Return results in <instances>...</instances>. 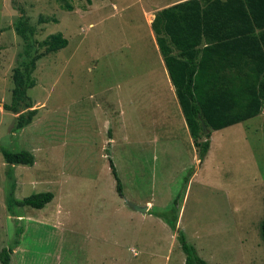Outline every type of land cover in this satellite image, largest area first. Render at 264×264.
<instances>
[{
	"label": "rangeland",
	"instance_id": "1",
	"mask_svg": "<svg viewBox=\"0 0 264 264\" xmlns=\"http://www.w3.org/2000/svg\"><path fill=\"white\" fill-rule=\"evenodd\" d=\"M169 1L0 0V147L33 155L11 168L0 155V250L12 249L10 264H183L178 230L207 264H264L263 115L210 132L198 163L150 28ZM20 15L36 43L60 34L66 45L36 61L26 92L36 115L12 132L21 111L2 105L23 48ZM9 183L15 200L52 199L8 211ZM176 195L171 231L151 214Z\"/></svg>",
	"mask_w": 264,
	"mask_h": 264
},
{
	"label": "trees",
	"instance_id": "2",
	"mask_svg": "<svg viewBox=\"0 0 264 264\" xmlns=\"http://www.w3.org/2000/svg\"><path fill=\"white\" fill-rule=\"evenodd\" d=\"M150 28L201 163L209 147L210 132L260 112L264 114V0H186L156 12ZM13 30L23 48L11 72L9 103L3 104L2 109L12 114L21 111L11 128L17 132L29 125L37 112L31 109L26 94L34 86L32 73L36 61L65 47L66 40L53 34L36 43L34 29L22 15L16 19ZM200 122L206 134L202 133ZM0 155L10 168L33 164V155L27 151L13 152L0 147ZM108 167L121 196L120 182L110 159ZM13 188L9 183L5 199L8 211L12 206L39 210L52 199L51 193L44 192L15 200ZM178 197L172 200L169 211L151 214L171 231L176 229ZM262 204L264 208V192ZM259 231L264 243V216ZM175 239L184 255L183 264H207L179 230ZM11 251L0 250V264H10Z\"/></svg>",
	"mask_w": 264,
	"mask_h": 264
},
{
	"label": "crops",
	"instance_id": "3",
	"mask_svg": "<svg viewBox=\"0 0 264 264\" xmlns=\"http://www.w3.org/2000/svg\"><path fill=\"white\" fill-rule=\"evenodd\" d=\"M183 1H186V0H172V1H169V2H167L166 4H164V5H162V9L163 8H167V7H169V6H171V5H173V4H176V3H179V2H183ZM153 41H154V43H155V39H153ZM155 47L157 48V45H156V43H155ZM158 50V49H157ZM160 59L162 60V58H161V56H160ZM162 64H163V61H162ZM164 66V65H163ZM163 79H164V81H163V79H162V81L163 82H165V84H166V87H167V89H168V91L170 92V93H173L174 94V90H173V87H172V85H171V83H170V81H169V78H168V75H167V72H166V70H165V72L163 71ZM174 98H175V95H174ZM173 100V99H172ZM173 102H174V104L177 106V107H175L176 108V113H177V115L178 116H182V119H183V124H184V126H185V129L187 130V127H186V124H185V121H184V118H183V115H182V113H181V111H180V108H179V105H178V103H177V100H176V98L173 100ZM167 113H169V111H167ZM259 114H262V115H264L263 114V112H260ZM258 114V115H259ZM257 116V115H256ZM168 117H169V115H168ZM255 117V116H254ZM254 117H252V118H254ZM249 119H251V118H249ZM249 119H247V120H249ZM246 120H244V121H241V122H238V123H242V122H245ZM238 123H236V124H238ZM235 125V124H234ZM224 129V128H223ZM189 134V133H188ZM190 137V136H189ZM190 140H191V145H192V139H191V137H190ZM193 146V145H192ZM209 147H210V136H209ZM208 147V148H209ZM210 152V150L208 149L207 150V153H206V155H205V157H204V159L206 158V156H208V153ZM203 159V161L200 163V165L201 164H203L204 162H205V160ZM147 211V210H146Z\"/></svg>",
	"mask_w": 264,
	"mask_h": 264
},
{
	"label": "water",
	"instance_id": "4",
	"mask_svg": "<svg viewBox=\"0 0 264 264\" xmlns=\"http://www.w3.org/2000/svg\"><path fill=\"white\" fill-rule=\"evenodd\" d=\"M200 127H201V130H202V133L203 134H206L207 133V130L205 128V126L203 125L202 122H200ZM133 210L141 213V214H144V212L147 210L146 207H138V206H132Z\"/></svg>",
	"mask_w": 264,
	"mask_h": 264
}]
</instances>
